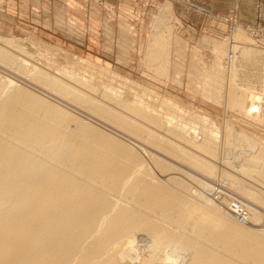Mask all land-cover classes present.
Instances as JSON below:
<instances>
[{
  "label": "bare ground",
  "instance_id": "obj_1",
  "mask_svg": "<svg viewBox=\"0 0 264 264\" xmlns=\"http://www.w3.org/2000/svg\"><path fill=\"white\" fill-rule=\"evenodd\" d=\"M170 12L169 5L160 7L155 21L157 29L166 23ZM6 46L0 42V61L13 65L20 62L18 69H21L27 62L19 61L17 54L10 53ZM243 50L244 59L251 61L248 58L254 53L248 48ZM228 57L231 59L233 53ZM234 71H237L236 66ZM212 72L210 78L206 77L209 80L215 77L211 86L219 87L215 83L221 74L215 69ZM59 73L36 70L33 79L103 122L146 138L206 177L215 175L218 170L215 171V164L188 153L190 150L174 148L177 145L164 141L162 134L159 137L156 132L151 133L147 127L131 120L126 114L129 106L125 101L114 98L116 103H111L94 99L91 92L95 87L85 88L71 82L65 70ZM12 84L11 80L0 79V264H264V232L241 224L245 222L239 221L226 208L231 201H228L229 196L221 197L219 202L231 217L219 211L223 210L221 207H217V211L210 204L211 197L200 195L202 189L198 190L200 193L188 190L180 180H155L140 154L122 141L36 93ZM239 88L229 89L231 107L257 112L256 105H248L247 94L254 91L247 89L239 94ZM104 95L108 99L112 94ZM206 95L217 98L209 93ZM177 109L184 116L195 114L192 110ZM198 114H195L197 119L194 116L195 119L189 121L181 119L175 127L170 126L175 116L167 115L164 122L155 115H147L146 119L158 128L177 130L186 143L201 148V154L213 158L217 151L216 141H213L216 129L207 125L209 117ZM250 158L256 161L257 170L249 171L252 174L256 171L254 180L263 183L256 184L260 190L246 189L229 173L226 174L233 181L226 185L241 195L235 194L251 222L260 220L259 213L246 199L264 204L261 194L264 193L261 190L264 189V149L254 159L250 154ZM156 166L166 169L159 161ZM177 189L202 196L203 200L199 199L201 203L193 201ZM212 204L216 205L217 201ZM139 235L150 238L149 252L145 256L136 254Z\"/></svg>",
  "mask_w": 264,
  "mask_h": 264
},
{
  "label": "rangeland",
  "instance_id": "obj_2",
  "mask_svg": "<svg viewBox=\"0 0 264 264\" xmlns=\"http://www.w3.org/2000/svg\"><path fill=\"white\" fill-rule=\"evenodd\" d=\"M45 1L48 2L45 9L36 7L37 9L27 10L17 0H0V42L8 45L10 49L8 46L5 48L10 53L17 54L19 61L23 59L22 62H27L22 63L23 70L18 69L20 62L13 65L0 61L1 80H11L16 88L36 93L82 121L116 137L140 154L155 180H180L187 185L188 190H196L203 197L210 198L208 188H213L215 181L221 179L222 182L224 179L223 186L228 193L223 196L228 198L231 194L237 199L235 194L241 195L229 187L233 181L226 174L229 173L234 174L233 177L238 178L235 182L246 186V189L260 190L256 184L263 183L255 181L256 171L252 174L249 170H257L256 161L251 160L250 154L254 159L264 149V0H244L243 7H240V0H234L226 13L205 16L206 18L184 9L177 0ZM165 4L170 5V16L157 29L156 14ZM235 4L237 7L230 14ZM243 48L254 53L248 58L251 61L244 59ZM230 52L233 53L231 59L228 57ZM235 66L237 71H234ZM214 69L221 74L220 80L214 82L219 87L211 86L215 77L209 80ZM36 70L55 74L65 70L66 78L71 79V82L85 88L95 87L91 92L94 99L111 103H116L115 99L125 101L129 106L126 114L131 120L147 127L151 133L156 132L159 137L162 134L164 141L177 145L174 148L185 152L190 150L188 153L215 164V171L218 170L212 178L206 177L188 163L148 142L146 138L121 131L105 121L104 123L102 119L39 85L33 79ZM207 84V88H203ZM234 86L240 87L239 94L247 89L254 91L247 94L250 100L248 105H256L259 108L257 112L249 113L247 108L240 110L231 107L229 89ZM5 93L3 97L10 92ZM207 93L217 98L208 97ZM104 94L112 95L107 99ZM177 108L195 111V114L199 113V117H209L207 122L210 124L207 125L216 129L213 141H216L214 146H217V151L213 158L201 154V148L186 143L174 128L172 132L158 128L146 119L147 115L156 116L164 122L167 115L175 116L177 119L170 125L175 127L181 123V119L189 121L188 119L198 118L191 113L184 116ZM251 114H254L253 117ZM242 141L247 143L243 144ZM253 146L256 147L255 150ZM157 161L166 165V169L157 168ZM233 165L236 168L232 169ZM228 182H231L230 185H226ZM180 192L198 203L203 200L202 196L196 195V198L193 193L189 195L187 190L186 193ZM209 200L217 211V207L223 209L219 211H226L219 201L217 204L220 206H217L216 200ZM229 200L231 199L228 198ZM238 200L241 201L239 198ZM246 201L255 206L260 220L250 222L248 219L246 224H241L251 230L264 232V204L249 199ZM225 213L230 214L228 211ZM137 238L136 254L147 255L150 238L147 235H139Z\"/></svg>",
  "mask_w": 264,
  "mask_h": 264
},
{
  "label": "crops",
  "instance_id": "obj_3",
  "mask_svg": "<svg viewBox=\"0 0 264 264\" xmlns=\"http://www.w3.org/2000/svg\"><path fill=\"white\" fill-rule=\"evenodd\" d=\"M18 3L27 8V10L31 9H39L46 8L48 2L45 0H17ZM55 2V0H53ZM234 0H177V2L184 7V9H188L192 11L195 15H199L202 18H206L205 16L210 15H220L227 12V10L231 7ZM176 2V1H175ZM244 0H240V7H243ZM57 6V4L55 3ZM169 5V4H165ZM163 5V6H165ZM161 6V7H163ZM170 6V5H169ZM37 7V8H36Z\"/></svg>",
  "mask_w": 264,
  "mask_h": 264
},
{
  "label": "built area",
  "instance_id": "obj_4",
  "mask_svg": "<svg viewBox=\"0 0 264 264\" xmlns=\"http://www.w3.org/2000/svg\"><path fill=\"white\" fill-rule=\"evenodd\" d=\"M237 7V5L235 4L234 8L231 9V13L233 14V10H235ZM221 179H219L218 181H215L214 185L212 186V190H210L208 193V195L213 198L216 201H220L221 197L224 194H227L228 192L224 189L223 183L225 182V180L223 179L222 182H220ZM231 201L229 202V206L225 207L233 214L236 215V218L241 221V222H248V217L249 214L246 210H242L240 207V202L238 199H236L235 197H233L231 194L229 195Z\"/></svg>",
  "mask_w": 264,
  "mask_h": 264
}]
</instances>
